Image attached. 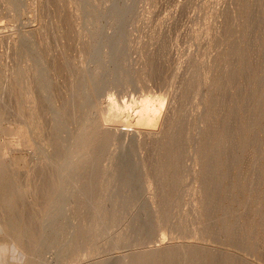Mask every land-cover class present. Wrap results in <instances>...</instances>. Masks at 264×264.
<instances>
[{"label":"rangeland","instance_id":"374dc122","mask_svg":"<svg viewBox=\"0 0 264 264\" xmlns=\"http://www.w3.org/2000/svg\"><path fill=\"white\" fill-rule=\"evenodd\" d=\"M1 208L30 264H264V0H0Z\"/></svg>","mask_w":264,"mask_h":264},{"label":"bare ground","instance_id":"6f19581e","mask_svg":"<svg viewBox=\"0 0 264 264\" xmlns=\"http://www.w3.org/2000/svg\"><path fill=\"white\" fill-rule=\"evenodd\" d=\"M210 84V83H209ZM150 100V98H149ZM147 111H145V114L137 120L136 125L133 126L132 128V133L135 136H139L142 128L141 126H139V124H142L147 118ZM206 129V128H205ZM101 132V131H100ZM160 137L163 136V138L165 137H170L171 136V128H166L164 130H162L160 133ZM211 135V134H210ZM101 138L103 139V141L106 142V136L102 134L101 132ZM217 136V135H216ZM210 139V137H209ZM209 139H207V141L209 142ZM206 141V143H207ZM95 142V141H94ZM168 145V143H166ZM166 145V146H167ZM41 146V145H40ZM44 146V145H43ZM161 148H164L165 145L160 144ZM169 147V146H168ZM207 146L203 145L201 146L202 149H205ZM42 149V148H41ZM169 150V149H168ZM43 151V150H42ZM214 152V151H213ZM200 154V153H199ZM3 170V169H2ZM7 192V191H6ZM108 193V194H107ZM103 195L102 193H98ZM106 195L109 196V192L106 190ZM9 205V204H8ZM2 209V208H1ZM4 212L3 217H0V245H5V244H15L16 246H18L20 249L24 251V244L22 242V237L24 236V234L26 233V229L24 228L22 230V228H19L18 224L16 223V219L12 218L11 216H9L6 213V208H3L2 210H0V212ZM3 214V213H2ZM1 215V214H0ZM114 217V215H113ZM110 219V218H108ZM99 222V221H98ZM108 223L105 222V224ZM110 224V223H109ZM113 224V223H112ZM111 225V224H110ZM107 225V226H110ZM105 227V226H104ZM111 227V226H110ZM107 228L106 232L108 234V232L111 234L112 233V229L111 228ZM245 227V226H244ZM24 233V234H23ZM250 233V232H249ZM71 235V234H70ZM250 235V234H249ZM248 236V235H247ZM250 237H252L250 235ZM245 238V237H244ZM243 240V239H242ZM137 245V244H136ZM179 246V245H178ZM154 247V246H153ZM175 247V246H174ZM183 247V246H182ZM185 247V246H184ZM183 247V248H184ZM143 249V248H142ZM174 249V248H173ZM181 248H179L180 250ZM185 249V248H184ZM68 250V249H67ZM161 248L159 247H154V248H150V249H145V250H130V251H125L122 252L120 251V253H117L116 255H114L111 258H108L107 260H104L102 262H100V264H154V262L157 260V258H159V252H160ZM170 250V248H169ZM168 251V250H167ZM32 252V251H31ZM181 253V252H180ZM114 254V253H113ZM185 254V253H184ZM161 255V254H160ZM192 255V254H190ZM194 255V253H193ZM182 256V255H181ZM195 256V255H194ZM30 257V256H29ZM28 255L25 253V261L24 264H30L31 260L29 259ZM102 257V256H101ZM185 257V256H184ZM191 257V256H190ZM189 257V258H190ZM193 257V256H192ZM186 258V257H185ZM184 258V259H185ZM188 258V259H189ZM7 257L0 255V260H5L6 261ZM97 259V258H96ZM187 259V260H188ZM197 259V258H196ZM159 260V259H158ZM157 260V261H158ZM88 261V260H87ZM162 261V260H161ZM184 261V260H183ZM191 261V260H190ZM95 262V261H94ZM33 263V262H32ZM93 263V262H92ZM185 264V261L183 262ZM98 264V263H97ZM156 264V263H155ZM218 264H220V262H218ZM246 264V263H245Z\"/></svg>","mask_w":264,"mask_h":264},{"label":"clouds","instance_id":"9594fccd","mask_svg":"<svg viewBox=\"0 0 264 264\" xmlns=\"http://www.w3.org/2000/svg\"><path fill=\"white\" fill-rule=\"evenodd\" d=\"M0 255L7 257L6 261L0 260V264H24L25 261V253L14 243L0 245Z\"/></svg>","mask_w":264,"mask_h":264}]
</instances>
